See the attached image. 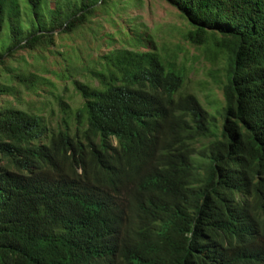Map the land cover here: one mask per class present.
Wrapping results in <instances>:
<instances>
[{"label": "trees", "instance_id": "trees-1", "mask_svg": "<svg viewBox=\"0 0 264 264\" xmlns=\"http://www.w3.org/2000/svg\"><path fill=\"white\" fill-rule=\"evenodd\" d=\"M163 1L221 63L220 121L145 31L104 34L124 44L95 57L100 45L57 44L96 36L91 18L114 0H0V96L55 89L19 55L45 52L64 57L54 75L82 99L57 100L55 130L0 103V264H264V0Z\"/></svg>", "mask_w": 264, "mask_h": 264}, {"label": "rangeland", "instance_id": "rangeland-1", "mask_svg": "<svg viewBox=\"0 0 264 264\" xmlns=\"http://www.w3.org/2000/svg\"><path fill=\"white\" fill-rule=\"evenodd\" d=\"M113 9L109 10L108 17L104 12H98L91 18L89 27L93 32H97L96 36H93L92 31L87 28L71 39L64 37L59 39L57 44L79 47V50L86 49L87 51L82 53L83 56L87 54L89 48L100 45V48L95 51L89 49L95 57L100 52H106L111 48H120L124 44L120 41L121 37L116 35L111 42L112 47L108 49V46L103 44L104 40L109 42L104 34L115 36L116 31L120 29L126 31L130 28L145 31L155 41L158 49L174 50L180 61L184 63L186 79L182 93L194 95L200 104L220 121L215 111L224 105L222 91L221 87L214 83L210 73L213 69L220 67L221 63L212 66L203 59V52L199 48L197 49L186 42L184 34L189 26L180 13L163 0H114ZM93 37L101 38L97 42L90 43L89 41H93ZM57 50L62 52L64 48H57ZM19 55L29 63L35 62L42 70L46 69L47 71L42 72L41 75L50 79L56 88L48 89L42 86L35 93L25 92L23 95L21 94L24 102L22 105L7 96H0V103L8 101L15 107L38 113L44 117L49 127L55 130L64 118L62 109L57 103L59 98L65 102L70 111H75L82 104V99L75 93L70 82H63L54 75L55 72L61 71L64 57L44 52V60H39L36 57L34 60L32 56L24 52H20ZM77 56L79 57L78 52L71 55L73 59ZM75 64L80 66L81 61L75 62ZM71 125L74 126V122H71Z\"/></svg>", "mask_w": 264, "mask_h": 264}]
</instances>
